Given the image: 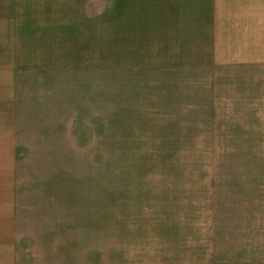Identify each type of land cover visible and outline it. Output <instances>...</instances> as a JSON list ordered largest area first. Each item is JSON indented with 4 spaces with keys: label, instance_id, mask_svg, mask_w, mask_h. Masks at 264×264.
<instances>
[{
    "label": "rangeland",
    "instance_id": "374dc122",
    "mask_svg": "<svg viewBox=\"0 0 264 264\" xmlns=\"http://www.w3.org/2000/svg\"><path fill=\"white\" fill-rule=\"evenodd\" d=\"M192 5L208 37H169L157 6L100 19L64 51L32 37L13 69L21 147L0 173L22 221L38 217L39 261L264 264V0Z\"/></svg>",
    "mask_w": 264,
    "mask_h": 264
},
{
    "label": "crops",
    "instance_id": "0c3cea01",
    "mask_svg": "<svg viewBox=\"0 0 264 264\" xmlns=\"http://www.w3.org/2000/svg\"><path fill=\"white\" fill-rule=\"evenodd\" d=\"M43 1L46 0H35V2L34 0H0V166L7 165L10 151L21 147L17 145L21 132L15 120L17 117L15 115L16 108H14V100H12L14 96L12 86L15 84L13 69L22 67L23 60H26L24 52H27V56L31 53L33 48L31 46H34V42L31 41L33 36L35 45L39 43V39L36 37L39 35L38 30L45 31L47 50L55 53L56 41L60 45L57 50L64 51L65 49L61 47L66 46L68 41L66 38H70L71 35L82 37V40L85 39V41L83 40L85 44L90 43L86 41L87 34L95 31V24L100 19L104 21H107V18L108 20H118L117 17H121L124 12H133L135 16L142 9H145L147 14L149 11L154 13L157 6L158 11L166 10L165 12L172 13L167 16L163 13L165 19L171 23H163L160 28L165 30L169 37L191 36L193 38L197 31H201V33L207 31L206 37H208V24L206 26L199 24V18L196 16L198 14L192 12L194 0H175L173 5L166 2L167 0H109V8L105 7L106 9L103 8L99 13L89 16L84 13L87 11L88 0H78V12L74 13L71 9L74 0ZM23 4L27 7L25 14L22 13V10L25 9ZM185 4L190 6V13L189 9H184ZM28 5H34V9ZM112 7L117 10V16L113 14L115 10ZM22 14L25 15L26 23L18 19ZM72 15L76 16L74 20ZM207 22H210L211 25V21ZM120 27L126 33L133 26L120 24ZM146 27L147 30L150 28L155 30V26L148 22ZM60 38H63L62 42H59ZM17 39L19 47H17ZM205 42L209 45L208 40ZM153 43L150 41L146 43L150 47L148 51H154ZM179 43L193 45L192 40L188 43L182 39ZM196 44L198 43L196 42ZM184 51L192 52L193 50L188 47ZM8 70H11V76H8ZM8 86H11V89H8ZM16 180L14 174L0 173V264H41L39 262L43 261H39L37 250L32 251V249L36 246L38 239L44 241L45 238L39 236L37 232L39 220L30 212V207L25 208L28 211L24 212L25 217L29 220L25 221L28 224L22 221L20 214L23 213V207L16 206L15 196L18 193L16 192ZM44 235L46 236V234ZM24 250L28 256L23 253ZM42 264L54 263L43 262Z\"/></svg>",
    "mask_w": 264,
    "mask_h": 264
}]
</instances>
